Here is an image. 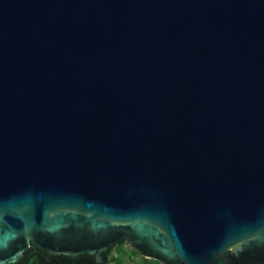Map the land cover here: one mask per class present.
<instances>
[{
	"label": "water",
	"instance_id": "obj_1",
	"mask_svg": "<svg viewBox=\"0 0 264 264\" xmlns=\"http://www.w3.org/2000/svg\"><path fill=\"white\" fill-rule=\"evenodd\" d=\"M121 238L264 264V0H0V264Z\"/></svg>",
	"mask_w": 264,
	"mask_h": 264
},
{
	"label": "trees",
	"instance_id": "obj_2",
	"mask_svg": "<svg viewBox=\"0 0 264 264\" xmlns=\"http://www.w3.org/2000/svg\"><path fill=\"white\" fill-rule=\"evenodd\" d=\"M125 242L124 238H121L118 243ZM112 246H110L106 252L102 253L104 264L107 262V256ZM16 264H97L92 256L79 255L76 258H70L67 256H48L41 250L34 248H28L24 251L23 257Z\"/></svg>",
	"mask_w": 264,
	"mask_h": 264
},
{
	"label": "rangeland",
	"instance_id": "obj_3",
	"mask_svg": "<svg viewBox=\"0 0 264 264\" xmlns=\"http://www.w3.org/2000/svg\"><path fill=\"white\" fill-rule=\"evenodd\" d=\"M104 264H160L159 262L147 259L135 252L127 242L123 241L111 248Z\"/></svg>",
	"mask_w": 264,
	"mask_h": 264
},
{
	"label": "flooded vegetation",
	"instance_id": "obj_4",
	"mask_svg": "<svg viewBox=\"0 0 264 264\" xmlns=\"http://www.w3.org/2000/svg\"><path fill=\"white\" fill-rule=\"evenodd\" d=\"M106 251H107V250H106ZM106 251H105V252H106ZM92 257H93V256H92ZM93 258H94V257H93Z\"/></svg>",
	"mask_w": 264,
	"mask_h": 264
}]
</instances>
